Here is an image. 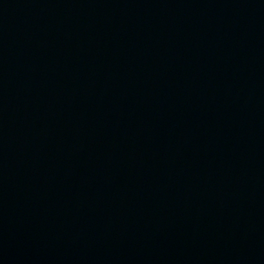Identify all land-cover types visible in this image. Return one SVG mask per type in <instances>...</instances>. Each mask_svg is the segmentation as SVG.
I'll use <instances>...</instances> for the list:
<instances>
[{
    "label": "water",
    "instance_id": "1",
    "mask_svg": "<svg viewBox=\"0 0 264 264\" xmlns=\"http://www.w3.org/2000/svg\"><path fill=\"white\" fill-rule=\"evenodd\" d=\"M0 264H264V0H0Z\"/></svg>",
    "mask_w": 264,
    "mask_h": 264
}]
</instances>
